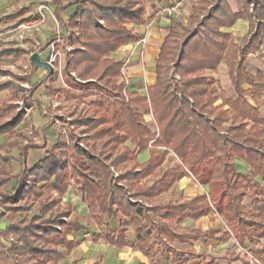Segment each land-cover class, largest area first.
Here are the masks:
<instances>
[{
  "label": "trees",
  "instance_id": "obj_1",
  "mask_svg": "<svg viewBox=\"0 0 264 264\" xmlns=\"http://www.w3.org/2000/svg\"><path fill=\"white\" fill-rule=\"evenodd\" d=\"M76 3L77 11L69 26L78 31L72 33V42L77 45L64 62L62 78L69 88L96 89L113 93L119 99L95 100L92 107L72 120L92 141L91 149L99 145L96 154H91L88 147H79L71 132L66 141L59 138L46 156L29 168L25 164L27 151L39 146L22 145L21 172L8 191L13 178L12 157L0 152V207L9 221L1 231L7 244L0 241V264H4L7 254L13 264H57L78 245L79 241L69 235L83 227L71 217L72 205L61 203L69 176L89 214L99 227H106L94 235V240L126 245V226L131 225L137 248L154 264H158L156 254L162 245L169 247L173 240L215 236L212 230L182 229L179 223L187 217L196 219L216 213L228 226L222 238L232 235L243 247L245 241L258 243L264 237V136L258 135L264 129V118L247 102L242 85L249 81L245 57L259 49L264 39V0H242V10L236 13L227 0L195 3L188 21L177 23L164 37L155 60V80L147 88V96L123 94V85L117 83L123 61L111 56L121 46L141 39L126 24L144 21L143 0ZM238 18H246L249 24L248 35L241 44L234 42L230 33L221 31ZM98 20L104 24H98ZM25 52L23 48H3L0 58ZM221 61L227 66L235 98L222 96L221 104L215 105L217 98L209 94L214 80L206 74ZM55 75L53 71L51 76ZM15 79L0 82V91L11 93V98L0 105V135L13 134L23 120L21 112L8 121L3 119L5 112L14 107L12 101L24 90ZM55 91L52 88L50 93ZM69 93L67 90L65 96ZM25 99L30 101L28 96ZM149 113L157 125V134L144 121V114ZM245 120L251 123L249 127ZM228 122L231 124L226 125ZM145 149L149 150V158L139 163L137 153ZM170 151L180 163L164 167ZM234 157L249 165L248 174L235 168ZM120 166L122 169L114 176L110 168L117 170ZM189 174L197 183L207 185L206 195L183 201L155 200ZM150 176L154 180L148 185L145 180ZM256 176L263 184L255 182ZM52 190L56 196H51ZM24 200L27 201L22 204ZM105 217L117 220L114 229ZM171 251L178 264L189 259H194L193 264H219L215 258L207 261L205 254H195L193 250ZM249 251L255 257L263 252ZM236 260L238 256L231 255L227 264ZM240 262L258 264L249 259Z\"/></svg>",
  "mask_w": 264,
  "mask_h": 264
},
{
  "label": "crops",
  "instance_id": "obj_2",
  "mask_svg": "<svg viewBox=\"0 0 264 264\" xmlns=\"http://www.w3.org/2000/svg\"><path fill=\"white\" fill-rule=\"evenodd\" d=\"M198 1L143 0L145 9L144 21L141 23H127L126 27L141 38L145 37L146 41L144 43L137 41L125 44L111 54L116 61H123L124 64L117 79V83L123 85V94H126V92H136L141 96H147V88L153 85L155 80V60L164 37L171 27L176 26L177 23H186L188 21L192 7ZM227 2L233 12L236 13L242 10V0H227ZM174 3H179L182 7V17L156 14L159 8ZM39 8L45 15V22L36 30L22 27V24L31 22L36 18L35 14L38 13ZM76 11V0H0V50L3 48L26 49L23 55L0 58V64L1 66L8 65L22 69V76L26 77L27 80H22L20 86L24 89H29V92L34 89L31 98L28 96L30 101L25 104V107L29 110L28 118L26 120L23 119L18 124V128L17 126L14 128V131L17 130L18 134L3 133L0 135V152L12 157L11 175L13 178L8 191L16 183L15 176L21 172L20 146L28 144L27 138L24 135H19V133H23V127L30 125L35 132L39 129L42 132V144H39V147L29 148L27 151L25 164L29 168L44 158L59 139V137L57 139L53 137L55 128L51 119L52 114H49L48 110L53 108L59 110L61 103L58 96H64L69 88H65L63 78L61 84H57L59 82L57 75H50L40 84L43 77L47 74V70L42 67H34L29 57L32 52L37 51L40 53L42 60L48 61L51 49L50 43L54 41L55 47L63 53L65 61L71 50L75 47L70 42L75 29L69 26V22ZM221 31L230 33L234 42L241 44L249 32L248 20L246 18H238L232 25L222 27ZM67 45L71 46L69 50L66 49ZM249 63L251 70L247 68ZM244 66L249 75V81L242 85L245 97L252 107L257 108L260 117L264 118V90L261 89V82L259 81V79L264 80V39L259 49L249 53L245 57ZM221 69H225L226 76L224 72L222 73ZM71 75H75L74 71H71ZM206 75L214 80V83L209 88V94L217 98L214 102L215 105L221 104L222 96L235 98L224 61H221L216 69L208 70ZM38 84L39 86L37 87ZM53 84L55 86H52ZM52 88L57 89V91L50 93ZM227 89H232L234 96H229ZM1 93H8V90H1ZM95 96L89 95L87 98L90 99V102L91 100L94 102L97 100L94 98ZM4 97L6 95L3 96V99L6 100L7 97ZM133 107L135 110L142 112V109L138 106L133 105ZM224 107L227 108V106ZM58 118L60 119V116L56 117L57 120ZM10 119V117L5 118L6 121ZM149 120L148 114H144L145 123L149 127H152L151 120ZM34 122H39V126L36 127ZM244 122L246 123V127L251 125L246 120ZM153 123H155V120ZM230 124L231 122L226 123V125ZM13 142L16 145H10ZM128 146H131L130 142ZM33 150H42L43 152L39 154L36 152L31 157L30 154ZM171 152H169L165 159L164 167H167L165 165H167V159ZM148 158V149L137 153V161L139 163L145 162ZM233 161L235 168L239 172L243 174L250 172L249 165L243 159L234 157ZM16 163L17 167L14 169L13 166ZM254 180L257 183L263 184L260 176H256ZM52 192L56 195L55 190H52ZM207 192V185L197 183L191 174H189L177 180L166 192L156 199L183 201L206 195ZM61 203L72 205L73 211L71 217L81 224L83 228L69 235L70 239H76L79 243L67 256L59 260L57 264H154L137 248L136 233L131 225L126 226V245L119 247L110 245L103 239L94 240V235L101 231L104 232L106 227L104 225L99 227L94 218L89 214L88 206L83 201L71 176L67 180V189L61 197ZM111 219L114 218H110L107 222L114 229L117 221L115 225H112ZM8 223L5 211L0 207V241L5 244H7V241L4 240L1 231L6 228ZM179 226L182 229L190 231L204 232L212 230L216 234L214 237L206 238L202 236L197 240L187 239L184 242L173 240L169 247L162 245L156 254L158 264H171L172 262H174L172 264H178V260L176 262L173 260L171 250H193L195 254H205L207 261L215 258L219 264H227V260L231 255L238 256V260L232 264H240V259H249L251 262L264 264V237L254 244L245 241L244 247L232 235L228 238H222L223 233L228 230V226L223 218L216 213L203 215L196 219L190 217L184 218L180 221ZM10 239H12L11 235ZM249 250H262L263 252L258 257H255ZM4 260V264H13L14 261L8 254ZM193 261L194 259H189L186 263L182 264H193Z\"/></svg>",
  "mask_w": 264,
  "mask_h": 264
},
{
  "label": "rangeland",
  "instance_id": "obj_3",
  "mask_svg": "<svg viewBox=\"0 0 264 264\" xmlns=\"http://www.w3.org/2000/svg\"><path fill=\"white\" fill-rule=\"evenodd\" d=\"M181 9H182V7H181ZM182 16H183V11L181 10V15L179 17H182ZM98 24L103 25L104 24L103 20H98ZM76 32L78 33V31L75 29V31L73 33H76ZM240 40H241V38H240ZM70 42L73 46L77 45L75 42H72V40H70ZM169 65L172 66L171 61H169ZM247 68L249 70H251L250 63H249V65H247ZM221 70H222V73L224 72L225 76H226L227 74H226V71H224L225 69H221ZM22 73H23L22 69H18L14 66L11 67L8 65L1 66V64H0V82L6 81V80H12V79L14 80L16 78L15 81H17V84H19V86H20V82L22 80H17V77L23 78ZM170 73H171V75L175 76L178 79V76L174 73V71H171ZM222 73H221V77H222ZM57 79L59 81V82L57 81L58 82L57 84H61V82H62V81H60L61 79L59 77ZM259 81L261 82V89L264 90V80L259 79ZM42 82H40V84ZM38 86H39V84L37 85V87ZM52 86H55V84H53ZM64 86H65V88H69L66 83L64 84ZM20 87L23 88L22 86H20ZM67 90H70L69 96H67V97L65 95L64 96H58L59 101L61 103V105L59 106L60 107L59 110H56L55 108L48 110L49 114H52L51 119L53 120V124H54V128H55V131L53 133V137L55 139H57V137H59L62 140L66 141L69 137V134L71 132H73V135L76 139V143L79 147H81V148H87L88 147L91 149L90 145H91L92 141L86 139L87 134L81 133L79 131L80 126L77 127L75 125V123H73L74 121H72L74 118H78V115L84 113L85 110L92 107L91 104L93 101L91 100V102H90V99L87 98L89 95L83 96L82 94L89 92L90 95H92V96L96 95L94 98H96L97 100H99L100 98H107V99H119V98H118V96L114 95L113 93L101 92V91H97L96 89H94V90H92V89H79V88L73 87V88H69ZM32 91H34V89ZM32 91L29 92V89L22 90V92H20L18 94V97L12 101V105L14 107L11 110H8L5 112L3 119L9 118V117L11 118V117L15 116L16 114H18L19 112H21L23 119L26 120V118H28L27 116L29 114V110L25 107V104L28 103L25 99V96H29L31 98ZM1 94H3V95H1ZM1 94H0V103L1 102L3 103L4 101H8L11 98V93L9 91H8V93H1ZM227 94L231 97L234 96L232 89H227ZM4 95H6V97L9 95L6 100L3 99ZM6 97H4V98H6ZM85 97H86V99H84ZM58 116H60V119L58 118V120H57L56 117H58ZM148 120L152 124V127H149V128L153 132L158 131L157 125L155 123H153L154 122L153 121V115L151 116V113L148 114ZM27 123H28V120H27ZM34 124L36 127L39 126V122H34ZM17 128H18V125H17ZM22 131H23V133H19V135H24L27 138L28 144L29 143L30 144H36V145L42 144V141H43L42 140V132L40 131V129L37 130V132H35L34 129H32L30 127V125H28L27 127H23ZM221 133L223 134V132H221ZM13 134H18V131L16 130ZM258 135L264 136V129H261L258 132ZM126 144L128 145L129 142H126ZM99 149H100V147L97 144L96 149H94V150L91 149V154L92 153L93 154L98 153ZM36 152H37V154H39L43 151L42 150H33V151H31V154H30L31 157H33ZM68 152L72 153L70 150ZM68 162L69 163L72 162L71 156H69ZM179 163H180V161L178 160V158L171 152L170 156H168V159H167V163H166L167 165H165V166H176ZM13 167H14V169H16L17 163L14 164ZM110 169H111L113 175L117 176L118 171L120 169H122V166H120V168H118L117 170L113 167H111ZM153 180H154V177L150 176V177L146 178L145 181L149 185L152 183ZM46 196H48L47 192L45 193V197ZM51 196H56V195H54L53 192L51 191ZM155 200L157 202L164 201V199L163 200L162 199H155ZM26 201L27 200H24L21 203L25 204ZM146 204H149V203L147 202ZM76 210H77V208H76ZM123 219H125V218H123ZM105 220L108 221L109 219H107L105 217ZM111 220H112L111 221L112 225H115L117 220H114V219H111ZM240 251L243 252L241 249H240ZM171 256L173 257V260L175 262L178 260L176 255L173 254ZM13 263H14V261H13ZM172 263H174V262H172Z\"/></svg>",
  "mask_w": 264,
  "mask_h": 264
},
{
  "label": "built area",
  "instance_id": "obj_4",
  "mask_svg": "<svg viewBox=\"0 0 264 264\" xmlns=\"http://www.w3.org/2000/svg\"><path fill=\"white\" fill-rule=\"evenodd\" d=\"M38 16L36 18H34L31 22H28L26 24H22V27L28 28V29H32V30H36L39 28L40 25H42L45 22V15L42 12V10L39 8L38 11ZM157 15L159 14H165L167 16H180L181 15V6L179 3H174L171 4L169 6H165V7H161L157 10L156 12ZM146 41L145 37H142L139 40V43H144ZM54 41H52L50 43V53L48 56V62L52 65L53 70L57 73V76L61 79L62 81V75H61V71L63 69L64 66V55L61 51H59L55 45H54ZM71 48L70 45H67L66 49L69 50ZM124 65V64H123ZM73 74V72H72ZM152 116V114H151ZM154 121V120H153ZM156 134L158 133V131L155 132ZM152 142V141H151ZM151 142L149 143V146H151Z\"/></svg>",
  "mask_w": 264,
  "mask_h": 264
},
{
  "label": "water",
  "instance_id": "obj_5",
  "mask_svg": "<svg viewBox=\"0 0 264 264\" xmlns=\"http://www.w3.org/2000/svg\"><path fill=\"white\" fill-rule=\"evenodd\" d=\"M30 62L34 67H42L47 70V74L43 77L41 82L45 79H47L53 72L52 65L47 60H42L40 57V53L37 51H34L30 54Z\"/></svg>",
  "mask_w": 264,
  "mask_h": 264
}]
</instances>
